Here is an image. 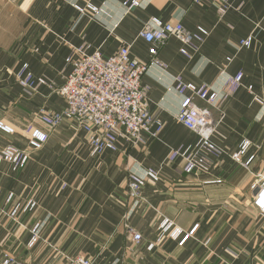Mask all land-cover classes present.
Instances as JSON below:
<instances>
[{
    "label": "crops",
    "instance_id": "obj_1",
    "mask_svg": "<svg viewBox=\"0 0 264 264\" xmlns=\"http://www.w3.org/2000/svg\"><path fill=\"white\" fill-rule=\"evenodd\" d=\"M138 1L130 8V0H0V120L16 131L0 133V150L27 149L30 127L49 135L25 168L0 163V264H58L76 257L92 264H264V217L252 191L257 176H264V0H231L222 18L210 3ZM154 20L210 33L189 57L171 38L158 51L164 67L149 66L143 77L150 111L163 124L157 138L137 147L122 140L118 152L93 157L88 136L75 123L50 130L40 121L42 110L66 107L56 89L71 72L66 60L75 49L89 46V53L107 58L130 45L132 58L150 63L140 32ZM249 37L251 46L239 50ZM24 65L34 75L32 89L17 81ZM239 73L243 87L211 108L218 122L212 141L222 155L203 153L209 170L191 174L182 159L167 161L172 150L199 142L177 121L183 99L176 79L208 86L221 97L227 79ZM245 142L250 148L243 162L254 157L249 167L230 158ZM148 170L159 172L161 181L145 187L139 204L127 195L128 176L145 177ZM29 203L32 211L12 218L16 207ZM165 221L182 231L199 228L180 247L170 238L159 242ZM127 223L143 235L140 243L128 237ZM36 227L38 240L31 245Z\"/></svg>",
    "mask_w": 264,
    "mask_h": 264
},
{
    "label": "built area",
    "instance_id": "obj_2",
    "mask_svg": "<svg viewBox=\"0 0 264 264\" xmlns=\"http://www.w3.org/2000/svg\"><path fill=\"white\" fill-rule=\"evenodd\" d=\"M230 1L194 0L196 3H210L217 9L221 18L230 10ZM126 4L128 5V2ZM139 5L138 0H130V8ZM86 9L91 12L96 11L90 4ZM78 10L84 12V9L80 7ZM209 36L210 33L203 28L191 32L181 23H162L154 20L145 24L140 32V38L150 46V63H142L132 58L130 45L107 58L100 51L89 53V46L75 49L66 60V63L71 66V72L65 77L63 85L56 89L64 99L66 107L61 112L51 113L42 110L40 121L50 130H54L64 121L75 123L78 129L88 136L93 157H99L107 152H118L122 140L137 147L144 144L147 139L157 138L162 131L163 124L150 111L148 89L142 83L143 77L149 66L164 67L158 59V51L171 38L183 45L181 53L189 57V51H198L199 46L204 44ZM251 43L252 38L250 37L242 40L238 49L249 48ZM19 80L22 88H34V75L29 71L28 65L22 67ZM44 83L43 80H39V84ZM242 84V73L229 77L220 97L208 86L197 87L184 83L180 78L176 79L175 89L183 99L177 121L195 133L199 137V142L193 148L172 150L167 161L173 163L182 159L183 170L187 174L209 170L211 163L203 153L222 155L221 149L212 141L218 128V122L215 121L211 108L232 97L243 87ZM197 101L207 104V107H199ZM0 133L14 136L16 131L4 121H0ZM27 136V149H20L13 145L6 147L0 152V163L3 161L11 163L14 170L23 169L27 166L31 153L42 151L49 140L47 133L32 127L27 129ZM249 148V142L243 143L239 151L232 154L230 158L238 164L249 167L254 160L253 156L243 162V157ZM257 179L258 182L252 185L253 205L264 217V176L258 175ZM160 181L161 174L155 170H148L145 177L129 174L127 195L141 204L145 201V187L149 184L155 185ZM11 199L10 196L9 200ZM34 207V203H29L24 208L17 207L12 216L17 217L21 210L22 212L32 211ZM125 228L134 244L143 240V235L131 228L128 223L125 224ZM198 228L199 225H195L188 231H182L173 229V223L165 221L159 228V242L170 238L180 247H184L194 238ZM38 233L39 227H36L33 230L31 245L37 242ZM154 246L155 244H150L148 249L152 250ZM8 263L7 260L5 264ZM58 264H92V262L85 257H76Z\"/></svg>",
    "mask_w": 264,
    "mask_h": 264
},
{
    "label": "rangeland",
    "instance_id": "obj_3",
    "mask_svg": "<svg viewBox=\"0 0 264 264\" xmlns=\"http://www.w3.org/2000/svg\"><path fill=\"white\" fill-rule=\"evenodd\" d=\"M21 73H22V70H21L20 73L17 75V81H18L19 85H20V80H19V79H20V77H21ZM22 89H25V88H22ZM25 90H27V89H25ZM0 121H3V120H0ZM1 151H3V149L0 150V152H1ZM145 199H146V198H145ZM18 207H19V206H18ZM16 208H17V207H16ZM16 208H15V209H16ZM15 209H14V210H15ZM12 213H13V212H12ZM11 216H12V214H11ZM12 218H14V217L12 216Z\"/></svg>",
    "mask_w": 264,
    "mask_h": 264
}]
</instances>
